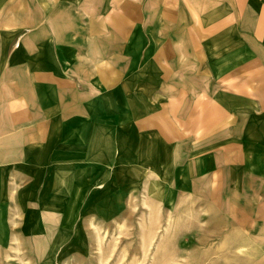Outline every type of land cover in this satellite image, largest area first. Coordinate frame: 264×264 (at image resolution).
Segmentation results:
<instances>
[{
    "label": "crops",
    "instance_id": "obj_1",
    "mask_svg": "<svg viewBox=\"0 0 264 264\" xmlns=\"http://www.w3.org/2000/svg\"><path fill=\"white\" fill-rule=\"evenodd\" d=\"M124 141L264 229V0H0V211L50 220L51 176L113 172Z\"/></svg>",
    "mask_w": 264,
    "mask_h": 264
},
{
    "label": "rangeland",
    "instance_id": "obj_2",
    "mask_svg": "<svg viewBox=\"0 0 264 264\" xmlns=\"http://www.w3.org/2000/svg\"><path fill=\"white\" fill-rule=\"evenodd\" d=\"M123 145L113 172L81 163L51 176L50 220L25 227L16 205L2 208L0 264H264V229L231 222L207 188H170L160 173L129 170ZM45 224L44 236L25 234Z\"/></svg>",
    "mask_w": 264,
    "mask_h": 264
},
{
    "label": "bare ground",
    "instance_id": "obj_3",
    "mask_svg": "<svg viewBox=\"0 0 264 264\" xmlns=\"http://www.w3.org/2000/svg\"><path fill=\"white\" fill-rule=\"evenodd\" d=\"M214 263H215V261L209 262L208 264H214ZM217 264H223V263L217 262Z\"/></svg>",
    "mask_w": 264,
    "mask_h": 264
}]
</instances>
